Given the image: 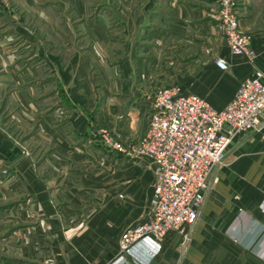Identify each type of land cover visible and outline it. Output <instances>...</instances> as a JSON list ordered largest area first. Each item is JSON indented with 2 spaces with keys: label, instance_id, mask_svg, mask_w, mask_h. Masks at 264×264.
Masks as SVG:
<instances>
[{
  "label": "crops",
  "instance_id": "1",
  "mask_svg": "<svg viewBox=\"0 0 264 264\" xmlns=\"http://www.w3.org/2000/svg\"><path fill=\"white\" fill-rule=\"evenodd\" d=\"M148 5L137 14L123 8L122 40L107 23L90 21L69 29L84 37L64 48L52 33L38 41L49 69L43 91L53 92L67 112L66 125H55L54 114L42 117L34 139L48 151L40 160L26 156L0 126V157L41 218L35 237L44 255L55 256L50 264H264V126L237 134L229 145L185 247L181 232L172 230L120 251L122 232L147 217L154 172L105 138L130 144L144 136L149 97L160 88L177 86L220 110L241 81L264 71V2L238 19L250 35L251 60L229 51L214 0H169L156 29ZM194 33L205 39L197 48L188 38ZM151 39L155 46H145ZM216 56L228 62L226 70L216 66ZM38 89L16 87L12 95L31 112L36 105L27 97Z\"/></svg>",
  "mask_w": 264,
  "mask_h": 264
},
{
  "label": "built area",
  "instance_id": "2",
  "mask_svg": "<svg viewBox=\"0 0 264 264\" xmlns=\"http://www.w3.org/2000/svg\"><path fill=\"white\" fill-rule=\"evenodd\" d=\"M237 8V0H220L225 44L232 54L251 60L250 35L239 26ZM214 62L222 70L229 67L221 56ZM149 98L152 110L144 136L130 144L105 138L112 149L154 172L147 217L122 232V252L146 235L161 240L172 230L181 232L182 247L187 245L212 188V174L224 162L229 145L237 134L264 126V71L255 70L241 81L220 110L197 94H181L177 86L160 88Z\"/></svg>",
  "mask_w": 264,
  "mask_h": 264
},
{
  "label": "rangeland",
  "instance_id": "3",
  "mask_svg": "<svg viewBox=\"0 0 264 264\" xmlns=\"http://www.w3.org/2000/svg\"><path fill=\"white\" fill-rule=\"evenodd\" d=\"M167 1L0 0V126L4 133L26 156L33 159L34 155V160H40L48 151L34 139V134L40 131L42 117L54 114L55 125H66L64 115L67 112L59 107L53 92L43 91L42 87L49 83V69L38 51V44L47 32L62 39L61 47L64 48L84 37L79 29L77 33L69 31L70 28L75 30L82 23L99 21L107 23L110 30L117 32L116 38L122 40L125 33L122 25L126 22L121 15L123 8H134L133 14H137L149 4L147 8L152 10L149 25L156 29L158 17L168 14ZM262 2L264 0H237L238 19L242 13L254 15ZM214 4L218 15L220 0H214ZM188 38L194 39L195 48L202 46L205 40L195 33ZM144 44L155 46V40H145ZM11 79L15 83L13 86L9 84ZM22 86L39 88L38 93L25 100L26 103L35 102L36 109L31 112L27 107L26 110L20 107L12 95L16 87ZM28 200L21 178L9 162L0 157V264H50L55 257L43 254L45 245L42 239L35 237L41 218L36 208L28 205Z\"/></svg>",
  "mask_w": 264,
  "mask_h": 264
}]
</instances>
